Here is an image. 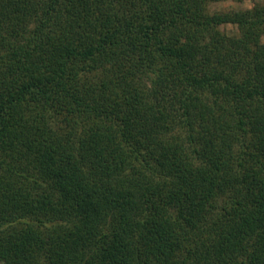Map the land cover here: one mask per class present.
Here are the masks:
<instances>
[{
  "label": "trees",
  "instance_id": "trees-1",
  "mask_svg": "<svg viewBox=\"0 0 264 264\" xmlns=\"http://www.w3.org/2000/svg\"><path fill=\"white\" fill-rule=\"evenodd\" d=\"M223 1L0 0V264H264V0Z\"/></svg>",
  "mask_w": 264,
  "mask_h": 264
},
{
  "label": "rangeland",
  "instance_id": "rangeland-1",
  "mask_svg": "<svg viewBox=\"0 0 264 264\" xmlns=\"http://www.w3.org/2000/svg\"><path fill=\"white\" fill-rule=\"evenodd\" d=\"M254 1H259V0H250L251 5H253ZM244 7L243 4H237L232 1H223V2H217V3H212L211 4V11H218V10H228V9H240ZM226 31L228 33H232L235 30L233 26H228L226 27Z\"/></svg>",
  "mask_w": 264,
  "mask_h": 264
},
{
  "label": "clouds",
  "instance_id": "clouds-1",
  "mask_svg": "<svg viewBox=\"0 0 264 264\" xmlns=\"http://www.w3.org/2000/svg\"><path fill=\"white\" fill-rule=\"evenodd\" d=\"M242 2H243V6H244L245 8L250 9V8L252 7V5H251V3H250V0H242Z\"/></svg>",
  "mask_w": 264,
  "mask_h": 264
}]
</instances>
